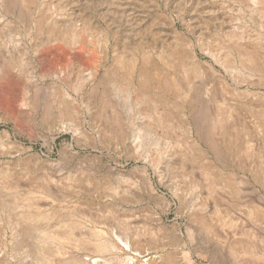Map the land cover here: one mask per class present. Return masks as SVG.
Returning <instances> with one entry per match:
<instances>
[{
    "label": "rangeland",
    "instance_id": "obj_1",
    "mask_svg": "<svg viewBox=\"0 0 264 264\" xmlns=\"http://www.w3.org/2000/svg\"><path fill=\"white\" fill-rule=\"evenodd\" d=\"M17 1L0 33L26 63L0 79V264H264V0ZM51 24L86 36L49 41Z\"/></svg>",
    "mask_w": 264,
    "mask_h": 264
},
{
    "label": "bare ground",
    "instance_id": "obj_2",
    "mask_svg": "<svg viewBox=\"0 0 264 264\" xmlns=\"http://www.w3.org/2000/svg\"><path fill=\"white\" fill-rule=\"evenodd\" d=\"M27 3H29V4H34V2H35V0H25ZM36 5V4H35ZM33 6V5H32ZM61 6V5H60ZM30 7V6H29ZM62 8V7H61ZM30 9V8H29ZM35 9H36V7H35ZM57 9H58V7H57ZM60 9V8H59ZM40 10V9H39ZM49 10H51L52 11V13H50L49 14ZM22 11V8H21V6H20V3L17 1V0H3V1H0V22H5V25L2 27V28H0V33L10 24V22H12V19L10 18V17H12L13 15H16V13L17 12H21ZM53 11L54 12H56V6L55 5H50L47 9H46V11L44 12L45 14H42V15H40V16H38V19H37V25L38 26H40V28L41 27H44V25H45V23H47L48 24V22H47V20L48 19H50V17L52 16V14H53ZM25 12V11H24ZM59 12V11H58ZM22 13V12H21ZM13 14V15H12ZM55 15V14H54ZM17 16V15H16ZM34 21V20H33ZM51 21H53L52 19H51ZM54 23V22H53ZM50 25V24H49ZM52 25V24H51ZM46 27V26H45ZM69 27V26H68ZM50 28H51V26H50ZM49 28V29H50ZM83 28V27H82ZM49 29H45V30H49ZM81 30H83V31H85V29L83 28V29H81ZM80 30V31H81ZM89 31H90V29H89ZM4 33V32H3ZM83 33H85V32H79V31H74L72 34H71V36H70V34H64V32H63V30H62V28H61V26H59V25H57V24H53L52 25V28L49 30V38H47L49 41H57V40H59V41H62V42H64L65 44L68 42V41H74L73 43H76V42H79L81 39H82V36H86V34H83ZM48 34H46V35H48ZM85 38V37H84ZM78 40V41H77ZM83 40V39H82ZM48 42V41H47ZM46 42V43H47ZM12 41H10L9 43H5L4 42V44L2 43V44H0V79L1 78H3L4 79V77L6 78V74H15V72H21L22 73V69L23 68H25V62L23 61V60H20V59H18L17 57H16V54H17V52H16V48H11L12 47ZM70 44V43H69ZM252 47V46H251ZM255 47V46H254ZM178 51V50H177ZM173 52V51H172ZM175 52V51H174ZM179 52V51H178ZM237 52L239 53V58H240V61L242 62V63H245L246 61H248L249 63L251 62V64H253L254 62H257L256 60H255V58H257L258 56H257V52H256V50H253L252 48H248V47H241V48H238V50H237ZM146 53H148V52H146ZM258 53H260L261 54V52H258ZM133 54V53H132ZM144 54V53H143ZM175 54V53H174ZM123 55V54H122ZM145 55V54H144ZM178 55V54H177ZM181 56L183 57V58H185V54H182V52H181ZM262 56V55H261ZM122 56H120V58H121ZM131 58L129 59V58H124V57H122L123 59L122 60H119L120 61V63H122V64H124L125 66V68H127V69H129V71L130 70H132V71H134L137 67H138V61H139V58L137 57V56H130ZM146 57H147V54H146V56H145V61H146ZM173 56L170 54L169 55V58H172ZM176 56H174V58H175ZM182 57H180V59L182 58ZM189 58V55H187L186 56V58ZM149 58V57H148ZM143 59H144V56H143ZM182 61V60H181ZM260 61V60H259ZM36 62V61H35ZM225 65L229 68H231V69H233V64L235 65V60L233 59V57L231 56V53H229L227 56H226V58H225ZM238 62V61H237ZM240 64V63H239ZM256 64V63H255ZM189 65H190V67L192 68V69H194L196 72H198V67H199V65L197 64V63H195L194 61H191V62H189ZM243 65V64H242ZM250 66V65H249ZM36 67H38V65L37 64H35L34 65V67H33V71L32 70H28L27 72H26V74H25V76H26V78L28 79V82L30 83V82H32V83H30V85L28 86V88L26 89V92H25V95H24V97H23V99L21 100V104L25 107V102H27V101H31L30 100V98H33V103H34V105H35V103H36V96H34V95H32V93H31V90H32V88H31V84L33 85V87H37V85L38 84H36L37 82L35 81L36 80V75H35V68ZM123 67V66H122ZM156 67V65H154V68ZM189 67V68H190ZM237 68V67H236ZM141 69V70H140ZM157 71H159L158 70V68H155ZM143 70V74L142 75H144L145 74V68H144V66H140V68H139V71L141 72ZM25 73V72H24ZM23 73V74H24ZM6 75V76H5ZM92 75H94V73L92 72L91 73V76ZM21 76V75H20ZM10 79V78H9ZM12 83V85L13 86H15L16 85V78H14V77H12L11 79H10V81L8 82V83ZM94 83V82H93ZM219 84V83H218ZM11 85V84H10ZM93 85H95V84H93ZM156 85H160V81H158L157 82V84ZM220 85V84H219ZM12 86V87H13ZM11 87V88H12ZM218 87V86H217ZM26 88V87H25ZM34 89V88H33ZM142 89V91H143V88H141ZM218 89V88H217ZM93 92H96V85L93 87V90H92ZM218 93V92H217ZM11 94V93H10ZM12 94H13V92H12ZM11 94V95H12ZM16 96V95H15ZM143 96V95H142ZM11 97V96H10ZM7 98H8V96H7ZM17 98V97H16ZM154 98H156V97H154ZM154 98H152V99H154ZM214 98V97H213ZM17 100H19V99H17ZM89 102L91 103V104H93L92 102H94V100H95V96H94V93L92 94V96H90L89 97ZM159 101V100H158ZM13 102V101H12ZM152 102V101H151ZM30 103V102H29ZM89 103V104H90ZM20 104V105H21ZM31 104V103H30ZM32 105V104H31ZM154 105V104H153ZM36 106V105H35ZM23 107V108H24ZM34 107V106H33ZM22 110V109H21ZM24 110V109H23ZM22 110V111H23ZM67 110V109H66ZM65 110V111H66ZM20 112V113H22V115H23V113L24 112ZM145 112H146V110H145ZM144 112V113H145ZM19 113V114H20ZM25 113H26V111H25ZM24 113V114H25ZM142 114H143V111H142ZM147 114V113H146ZM146 114H145V116H146ZM24 116V115H23ZM262 122V121H261ZM185 125V124H184ZM186 127V129L188 130V131H190V132H192L193 133V129H192V127L191 126H185ZM258 128H259V130H264V123L263 124H260L259 123V125H258ZM148 130V129H147ZM149 131L150 130H148L147 131V134H149ZM141 133L143 134V132H142V128L141 129H139V135L137 134V136H138V139L136 140L137 142L138 141H140V135H141ZM145 133H146V131H145ZM146 136V135H145ZM146 141V140H145ZM193 143H194V145L196 146V148L197 149H199V150H201L202 149V147H201V145L196 141V140H193ZM167 144V143H166ZM159 145V144H158ZM138 146H140L139 144H138ZM168 146H171V143L170 142H168ZM167 148V147H166ZM159 150H162V149H159ZM204 151V150H203ZM202 151V152H203ZM162 151H159V153H161ZM159 155V154H158ZM151 157V156H150ZM154 162V161H153ZM155 162H157L156 160H155ZM206 169H207V171L208 172H210V173H212V174H215V166H213V165H211V167H205ZM217 175V174H216ZM257 175V174H256ZM219 177V176H218ZM223 177V176H222ZM248 178V177H247ZM255 179V178H254ZM227 181V180H226ZM88 207V206H87ZM90 207V206H89ZM201 207H202V205L200 204V205H198V206H196V207H193V210L195 211V217L196 218H198L199 217V215L197 214V212H199V210L201 209ZM92 208V207H91ZM95 208H96V206H95ZM98 209V208H97ZM252 209L254 210L253 212H255V214L257 215V214H259V212L263 209L262 208V206H260V205H258V204H252ZM201 211V210H200ZM264 211V210H263ZM252 212V213H253ZM96 213V212H95ZM95 213H94V215H95ZM93 214V213H92ZM253 215H254V213H253ZM255 216V215H254ZM260 217H261V215H259ZM259 216H257V217H259ZM257 219V218H256ZM115 230V229H114ZM115 234V237H116V239L119 241L118 243H120V244H124L126 247L128 246L127 245V243H126V240L123 238V234H121L120 235V233L119 234H117L116 232H114ZM193 235V234H192ZM127 237L128 236H130V235H126ZM181 236V235H180ZM190 236V235H189ZM125 237V236H124ZM193 237V236H192ZM126 238V237H125ZM189 238V237H188ZM129 239V238H128ZM192 239V238H191ZM138 240V239H137ZM135 241V240H134ZM264 241V240H263ZM238 242V241H237ZM261 242V241H260ZM108 243V242H107ZM236 243V242H235ZM240 243V242H239ZM263 243V242H262ZM261 243V244H262ZM260 244V245H261ZM138 245V244H137ZM239 245V244H238ZM241 245L243 246L244 244L241 242ZM236 246V245H235ZM242 246H240L241 248H242ZM110 247H112V248H115V245L114 244H111V246ZM125 247V248H126ZM250 247V246H249ZM261 247V246H260ZM100 248V247H99ZM106 248V246H103V249H105ZM240 248V249H241ZM235 249V248H234ZM64 250V249H63ZM236 250V249H235ZM250 250V249H249ZM53 251H55L54 249H53ZM66 251V250H65ZM45 252V251H44ZM47 252V251H46ZM59 252V251H58ZM262 252H263V254H264V248L262 249ZM63 254V253H62ZM49 255H51L50 253H49ZM186 256H187V253L185 254ZM73 257V256H72ZM71 257V258H72ZM155 257V256H154ZM76 258V257H75ZM125 258V257H124ZM74 258H72V260H60L59 259V262H56V263H54V264H78V260L77 259H74ZM78 259H80V258H78ZM88 259V258H87ZM160 259V258H159ZM42 260V259H41ZM81 260V259H80ZM79 260V261H80ZM91 261H90V264H106L105 263V261H106V259H104L105 261H103V259L102 260H99V258L97 259V258H95V259H90ZM44 261V260H43ZM46 262V261H45ZM81 262V261H80ZM121 264H161V263H159L158 262V259H156V258H152V260H151V262H149V263H143L142 261H138L136 258H134L133 256H127L126 257V259H125V261H123V260H121ZM163 262V261H162ZM83 264V263H82ZM163 264H176V263H174V262H171V261H167V262H165V263H163Z\"/></svg>",
    "mask_w": 264,
    "mask_h": 264
}]
</instances>
